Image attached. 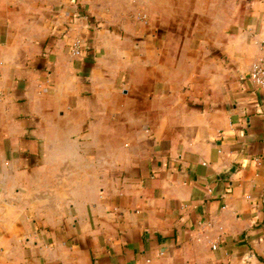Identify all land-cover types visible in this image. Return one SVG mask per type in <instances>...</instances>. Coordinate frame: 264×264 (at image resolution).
<instances>
[{
  "label": "crops",
  "instance_id": "obj_1",
  "mask_svg": "<svg viewBox=\"0 0 264 264\" xmlns=\"http://www.w3.org/2000/svg\"><path fill=\"white\" fill-rule=\"evenodd\" d=\"M262 58L264 0H0V264H264Z\"/></svg>",
  "mask_w": 264,
  "mask_h": 264
},
{
  "label": "built area",
  "instance_id": "obj_2",
  "mask_svg": "<svg viewBox=\"0 0 264 264\" xmlns=\"http://www.w3.org/2000/svg\"><path fill=\"white\" fill-rule=\"evenodd\" d=\"M82 47L79 42L73 45V55L76 57L81 56ZM251 82L260 90H264V58L256 62L250 72ZM216 249V246L213 247Z\"/></svg>",
  "mask_w": 264,
  "mask_h": 264
}]
</instances>
